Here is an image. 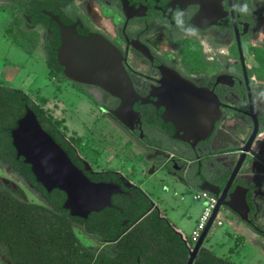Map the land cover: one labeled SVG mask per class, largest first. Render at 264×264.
Returning <instances> with one entry per match:
<instances>
[{"label": "flooded vegetation", "instance_id": "flooded-vegetation-1", "mask_svg": "<svg viewBox=\"0 0 264 264\" xmlns=\"http://www.w3.org/2000/svg\"><path fill=\"white\" fill-rule=\"evenodd\" d=\"M7 8L18 13L4 32L6 38L15 46L8 36L9 28L14 36L26 37L34 54V32L41 31L40 47L46 67L50 42L59 39L60 46V28L54 18L72 27L79 36L99 35L106 39L122 56L135 94L132 114L124 115L122 122L111 115L120 106V98L98 87L66 80L79 96L97 102L100 118L111 127L104 146H93L90 152L83 144L72 143L60 128L59 139L70 142L73 164L90 181L112 183L119 188L110 198V207L91 213L81 219L84 223L75 226V234L80 232L89 242L85 246L95 247L98 239L85 235L81 228L90 231L103 225L111 230L119 226L126 228V235L142 219L131 224L141 211L145 215L157 213L176 232L161 212L160 192L164 190L176 198L177 188L183 195L198 191L205 181L223 189L253 132V114L259 132L251 147L253 154H247L245 162L255 155L256 163L264 166V142L258 152L254 150L264 130V70L257 59L258 53L264 51V0H0V10ZM173 76L201 93L195 101L215 104L212 134L195 147L182 142L183 134L163 119L164 104L184 93L171 80ZM17 90L25 95L18 96ZM39 97L0 78V264L30 262L39 253L48 264V221L43 224L40 246L34 240L32 223L17 222L23 215L17 213L20 209L15 205L24 201L42 206L48 220L52 203L58 204L64 198L63 209L66 200L63 192L47 191L38 184L31 167L13 147L12 131L21 118L19 112L25 114L33 105L39 106ZM39 107L48 111L46 105ZM230 135L237 136L232 139ZM229 158L232 161L226 162ZM124 166H128V174ZM241 170L229 193L236 187L247 190L251 224L229 212L257 236L251 245L264 254V211L257 220L259 211L254 200L257 192L264 197V181L250 182ZM137 173L140 178H132ZM251 185L255 186L252 191ZM180 236L190 251L193 246Z\"/></svg>", "mask_w": 264, "mask_h": 264}, {"label": "water", "instance_id": "water-1", "mask_svg": "<svg viewBox=\"0 0 264 264\" xmlns=\"http://www.w3.org/2000/svg\"><path fill=\"white\" fill-rule=\"evenodd\" d=\"M54 20L60 28V46L56 52V62L63 69L64 78L72 83L98 87L120 98V106L112 111L111 115L124 122L122 117L132 114L135 94L123 68V58L120 53L103 37L79 36L72 27L63 25L57 18ZM171 80L184 93L164 104L166 112L163 119L172 123L183 134L180 138L182 142L190 143L195 147L197 143L207 140L212 134L216 121L215 104L195 101L196 97L202 96L201 93L192 89L191 85L177 76L171 77ZM253 119L255 121L253 132L242 149L240 158L224 188L220 189L209 181L203 182L198 187V190L215 196L217 204L204 231L189 251L186 264H193L202 250L204 240L221 207L237 215L247 225L251 224L245 198L247 190L239 187L231 193L229 190L243 167L247 154H253L251 147L259 132L254 114ZM12 140L18 157H22L24 163L31 167L36 182L47 191L57 189L65 194L63 209L69 211L71 217L86 219L91 213L111 206L110 198L119 192L118 186L90 181L73 164L67 153L43 130L30 109H27L17 121V126L12 131ZM84 166L88 164L84 163Z\"/></svg>", "mask_w": 264, "mask_h": 264}, {"label": "rangeland", "instance_id": "rangeland-1", "mask_svg": "<svg viewBox=\"0 0 264 264\" xmlns=\"http://www.w3.org/2000/svg\"><path fill=\"white\" fill-rule=\"evenodd\" d=\"M17 13L18 11L12 12L10 8L5 11L0 10V74L6 73L5 77H8L13 85L28 94L35 95L34 89H40L48 98L46 104L48 112L55 120L61 122L60 130L64 131L72 143L80 142V145L83 144V147L89 152L93 146V148L104 146L103 144L108 141L106 138L110 134V124L100 118L97 102H90L79 96L65 78L56 77L53 80V77L48 74L40 47L41 31L34 32L37 48L32 55L16 49L18 47L12 46L10 40L6 38L4 32ZM60 89L63 90L62 93L59 92ZM229 121L231 122V120ZM262 133L260 141L255 143V151L260 150L261 144L264 142V130ZM244 134L243 131L242 136ZM236 136L230 135L232 139ZM230 161L232 158L226 160V162ZM114 162L118 163L116 160ZM123 170L124 173H129L128 166H124ZM241 174L247 177L246 180L261 184L264 181V166L256 163L255 155L250 156L244 163ZM132 178H140V174L137 173ZM196 193L197 191H191L180 195L177 190L175 192L177 199L171 198L170 204L171 207H174V211L161 205V212L165 218L188 239H190L205 205L203 200L194 199ZM254 200L259 211L256 215L258 220L264 211V197L257 192L254 195ZM219 216L224 218L223 226L212 225L202 248L211 250L218 257L230 258L235 261V264H264V254L251 245V241L257 236L251 234L243 223L241 226L244 229H239L238 233H234L229 224L233 220V216L225 214V209L222 207ZM261 220V224L264 226V218ZM237 221L239 222V220ZM76 236L84 245H89L80 232H76Z\"/></svg>", "mask_w": 264, "mask_h": 264}, {"label": "trees", "instance_id": "trees-1", "mask_svg": "<svg viewBox=\"0 0 264 264\" xmlns=\"http://www.w3.org/2000/svg\"><path fill=\"white\" fill-rule=\"evenodd\" d=\"M12 43L28 55L33 54L29 39L23 36H14L10 28L7 30ZM59 46V39L50 42L47 49V68L51 77L63 75V69L56 62L55 49ZM264 70V51L258 53L257 57ZM18 96L25 95L23 91L17 90ZM39 106H45L47 98H38ZM37 105L31 107L41 127L56 141L67 153L74 163V154L70 142L59 139V128L61 122L55 120L51 113L43 110ZM24 111L19 112L18 118L22 117ZM80 145V142H76ZM227 178H224L226 181ZM242 182V180H241ZM243 183V182H242ZM252 191L255 186L251 185ZM251 197V196H250ZM63 199L58 204H53V210H48L49 218L45 220V209L38 205H29L24 201H17L16 207L23 219L17 222L33 225L34 240L42 245L43 224L48 221L49 256L48 264H186L189 258V249L181 239L180 234L174 232L167 225L165 219L159 218L157 213L145 215V211L137 213L131 220V224L142 218L135 228L123 235L126 228L119 226L107 230L103 225L92 227L89 231H81L87 236L92 235L98 239L95 247L85 246L75 234V226L84 223L81 219L71 218L67 211L62 209ZM32 215V218L29 217ZM125 218V217H124ZM107 239L109 242H107ZM155 242V247L152 246ZM116 250L114 260L109 257L107 248L113 246ZM113 262V263H112ZM16 264H47L41 253L36 255L30 262H17ZM193 264H235L229 258H222L212 251L201 250Z\"/></svg>", "mask_w": 264, "mask_h": 264}, {"label": "built area", "instance_id": "built-area-1", "mask_svg": "<svg viewBox=\"0 0 264 264\" xmlns=\"http://www.w3.org/2000/svg\"><path fill=\"white\" fill-rule=\"evenodd\" d=\"M194 199L203 200L205 202V205H204L202 214H201L195 228L193 229V231L191 233L190 239L186 238L189 246L195 245V243L197 242V240L201 236L202 232L204 231L206 224H207L210 216L212 215V212H213V210L217 204V198L215 196L211 195L210 193L204 192V191H198L195 194ZM219 212H220V209H219V211L216 215V218L213 222V225H215L217 227L223 226V219H224L221 216H219ZM226 213L230 214L229 210L225 209V214Z\"/></svg>", "mask_w": 264, "mask_h": 264}, {"label": "crops", "instance_id": "crops-1", "mask_svg": "<svg viewBox=\"0 0 264 264\" xmlns=\"http://www.w3.org/2000/svg\"><path fill=\"white\" fill-rule=\"evenodd\" d=\"M48 69V68H47ZM48 72V74H49V70L47 71ZM3 74L1 73L0 74V77L2 76ZM6 76V73L3 75V77L1 78V79H8V77H5ZM9 80V79H8ZM10 81V80H9ZM28 91H30V90H28ZM31 91H33V90H31ZM34 93H35V95H39V96H43V97H45V98H47V96L45 95V94H43L41 91H40V89H34ZM65 94V93H64ZM48 99V98H47ZM206 179H211V178H206ZM177 190H179L178 188H177ZM180 191V190H179ZM198 191H200V190H198ZM197 191V192H198ZM160 198H161V200H162V203H163V206L165 205V208H167V209H169V208H171V210L172 211H174V207H171L170 206V204H171V196L169 195V193H165L164 192V190L163 191H161L160 192ZM174 199H177V196H176V198H174ZM229 224H230V226H231V228L233 229V231H234V233H238V231H239V229H241V230H243L244 228H242V226H241V223L239 224V222L235 219V218H233V220L231 221V222H229ZM172 226V225H171ZM173 227V226H172ZM173 229L176 231V232H179L180 234H182L184 237H185V235L182 233V232H180L178 229H176V228H174L173 227ZM152 246L153 247H155L156 245L155 244H152ZM206 250H208V249H206ZM208 251H211V250H208ZM107 252H108V254H109V257L112 259V260H114V258H115V256H116V250H115V248H114V245L113 246H109V248H107ZM230 259V258H229ZM231 260V259H230ZM232 262H234L235 263V261H233V260H231ZM113 263V262H112Z\"/></svg>", "mask_w": 264, "mask_h": 264}]
</instances>
